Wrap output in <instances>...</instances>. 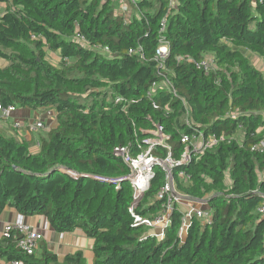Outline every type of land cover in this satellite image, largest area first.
<instances>
[{
	"label": "trees",
	"instance_id": "trees-1",
	"mask_svg": "<svg viewBox=\"0 0 264 264\" xmlns=\"http://www.w3.org/2000/svg\"><path fill=\"white\" fill-rule=\"evenodd\" d=\"M0 4V104L54 110L56 120L36 139L35 153L34 142L0 133V215L13 208L22 217H43L57 234L81 231L93 241L91 264H264V218L257 211L264 203V152L251 151L264 136V76L244 54L264 63V0H177L172 9L168 0H139L129 6L138 14L129 21L111 0ZM160 40L168 49L161 65ZM51 53L56 67L47 61ZM206 56L216 67L207 75L194 64ZM157 126L175 160L183 134L201 130L223 139L172 171L177 190L208 199L212 212L208 225L192 219L183 240L177 210L161 241L133 225L130 170L113 155L118 146L145 151ZM151 153L165 159L168 151L156 145ZM180 172L186 181L178 180ZM164 176L155 167L137 214L160 212ZM20 239L16 230L0 236V261L86 264L81 252L59 257L42 241L25 254Z\"/></svg>",
	"mask_w": 264,
	"mask_h": 264
},
{
	"label": "built area",
	"instance_id": "built-area-1",
	"mask_svg": "<svg viewBox=\"0 0 264 264\" xmlns=\"http://www.w3.org/2000/svg\"><path fill=\"white\" fill-rule=\"evenodd\" d=\"M117 1V0H111ZM121 4V10L124 6H137L139 0H118ZM177 0H168L169 8L176 6ZM121 12V11H120ZM160 32L165 29V19L161 21ZM80 41H84L83 36H78ZM132 53V51H130ZM168 56L167 45L163 40H160V47L156 50L155 60L161 65ZM196 69L202 71L205 75L215 71V63L209 56L195 62ZM165 87L174 92L171 83L164 80ZM156 85L153 84L150 93L154 92ZM121 97H116L115 103H123ZM186 109L185 103H182ZM154 108H156L154 106ZM16 111V108L9 106L3 108L0 104V118L9 120L11 115ZM188 123V122H186ZM42 120H18L12 122V127L20 132L27 131L31 135L37 134L40 130L45 128ZM151 138L145 140L147 149L139 154H133L129 147L118 146L113 149V155L121 158L123 162L129 167V174L125 180L129 183L132 194L131 203L127 208V213L132 219L135 227H144L147 235L159 241L164 238L166 229L171 224V215L177 210L182 214L181 225L178 230V237L183 240L188 231V227L192 219L201 222L202 225H208L212 222V212L208 207V199H201L205 201L203 204L195 203L188 200V197L177 190V184L173 179L172 171L176 167L188 165L193 160H198L206 152H209L223 142L222 137L216 134H205L201 130H194L190 134H183L180 138V143L183 146V151L178 160H175L170 153V149L164 146L165 134L160 126H157L153 131L149 132ZM161 145L167 149L168 153L165 159H159L152 155L151 150L154 146ZM252 152H264V136L251 147ZM159 167L164 172V184L157 193V200L161 201V210L154 217H146L136 213L140 202L143 199L144 193L149 188L150 181L154 177V169ZM178 180L186 181L188 177L180 172L177 175ZM264 201V198H263ZM258 213L264 218V203L257 209ZM13 230L21 234V239L17 243V247L23 253L31 255L38 249V244L43 240V236L37 230L21 223L9 224L3 228L0 236L7 234ZM6 264H20L13 261Z\"/></svg>",
	"mask_w": 264,
	"mask_h": 264
},
{
	"label": "crops",
	"instance_id": "crops-1",
	"mask_svg": "<svg viewBox=\"0 0 264 264\" xmlns=\"http://www.w3.org/2000/svg\"><path fill=\"white\" fill-rule=\"evenodd\" d=\"M0 6H3V9L5 8V6L2 4H0ZM251 57L253 61L252 62L250 60L249 61L264 76V63L253 54H251ZM48 117H50L49 119L51 124L53 119L55 122L56 121L55 111L48 110L44 113H39V112L37 113L36 111L31 110L29 108H25V109L16 108V111L11 115V118L9 120H4L0 118V133L3 136H7V137L20 136L24 138L26 141H32L35 143V141L37 140L34 137H32L30 133H28L25 130L17 132L12 127V122L18 120H42L46 125ZM33 144H31L30 147L31 153L33 152L35 153L37 150V146H34ZM18 222H21L40 232L43 236L42 243H44L46 248L55 255L59 257H63L69 253L73 254L75 252H81L86 264L92 263L91 247L93 241L91 239H88L81 231L75 230L72 233L57 234L51 230L48 222L43 217L41 216H35L31 218L22 217L19 214H17L13 208H6L4 212L0 215V233H2L3 228L6 225L15 224ZM0 264H6V263L0 261Z\"/></svg>",
	"mask_w": 264,
	"mask_h": 264
},
{
	"label": "rangeland",
	"instance_id": "rangeland-1",
	"mask_svg": "<svg viewBox=\"0 0 264 264\" xmlns=\"http://www.w3.org/2000/svg\"><path fill=\"white\" fill-rule=\"evenodd\" d=\"M111 2L114 5L115 13L118 14V15H124L126 21H129L133 16L138 15L134 11L135 7L130 8L129 6H124L123 7V11H122L121 10V4L119 3L118 0L117 1H111ZM2 10H3V6H0V12H2ZM249 29L250 30H254L255 29V22L250 24ZM244 54L246 55L247 58H249V60L251 62L253 61V59L251 57V54L249 52L245 51ZM47 61H48V63H50L51 65L56 67L57 66V62L59 61V59H58V57L55 54L51 53L50 55L47 56ZM0 65L4 66V62L0 61ZM36 112L38 113L39 111H36ZM49 118L50 117H48V120L46 122L45 128L40 130L37 134L32 135L35 139H38V137L40 135L45 134L47 132V130L50 129V127H54L56 125V122H54V119H53L52 124H51ZM33 145L37 146L38 144L36 143V145H35V143H34ZM224 183H225V185H229V180H228L227 177L225 178V182Z\"/></svg>",
	"mask_w": 264,
	"mask_h": 264
},
{
	"label": "water",
	"instance_id": "water-1",
	"mask_svg": "<svg viewBox=\"0 0 264 264\" xmlns=\"http://www.w3.org/2000/svg\"><path fill=\"white\" fill-rule=\"evenodd\" d=\"M188 200L195 202V203H199V204H203L205 201L201 200V199H194V198H188Z\"/></svg>",
	"mask_w": 264,
	"mask_h": 264
}]
</instances>
